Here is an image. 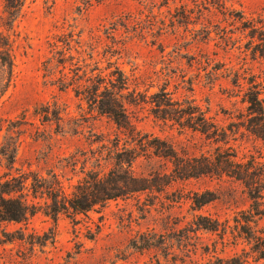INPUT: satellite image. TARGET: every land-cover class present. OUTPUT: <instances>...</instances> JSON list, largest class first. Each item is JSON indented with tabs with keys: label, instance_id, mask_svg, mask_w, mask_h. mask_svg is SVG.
Segmentation results:
<instances>
[{
	"label": "rangeland",
	"instance_id": "1",
	"mask_svg": "<svg viewBox=\"0 0 264 264\" xmlns=\"http://www.w3.org/2000/svg\"><path fill=\"white\" fill-rule=\"evenodd\" d=\"M4 4L0 186L37 208L0 222V264H264V0H26L12 25ZM116 170L140 190L45 214Z\"/></svg>",
	"mask_w": 264,
	"mask_h": 264
},
{
	"label": "trees",
	"instance_id": "2",
	"mask_svg": "<svg viewBox=\"0 0 264 264\" xmlns=\"http://www.w3.org/2000/svg\"><path fill=\"white\" fill-rule=\"evenodd\" d=\"M26 0H5L4 12L8 16V23L12 25L16 22ZM9 49L6 52L8 65L12 69L14 65L11 45L7 44ZM114 95L112 92L110 93ZM4 92L0 93V100ZM111 95V96H112ZM116 104V103H115ZM105 113L113 118L116 124L123 126L126 124V114L123 107L117 104L119 111L115 106H109L104 104ZM249 112L253 116L250 126V132L259 138L264 139V106L258 97H252L249 100ZM232 163V162H231ZM235 164V169L232 172H227L226 175H236L239 180L244 181L249 178L250 169L254 166L245 167L241 164ZM231 169L233 166L231 165ZM233 176V177H234ZM36 179V178H35ZM34 179V181H35ZM138 181L135 176L129 171H111L105 177L102 176H89L84 178L77 186L71 195H67L64 190L59 186L56 192L48 194L51 201L45 211L46 215L56 219L60 214H68L69 217L75 215L90 212L98 205H104L108 201L116 200L134 194L140 190L137 184ZM251 184H247L250 194L252 190ZM0 222L1 221H14L22 222L28 215L36 213L37 205L29 206V204L23 200L16 198L15 193H19L20 190H14L10 181L5 182L0 186ZM37 194V191H34ZM201 202L198 207L203 206ZM32 208V210H30ZM218 264H230L229 261H221Z\"/></svg>",
	"mask_w": 264,
	"mask_h": 264
}]
</instances>
